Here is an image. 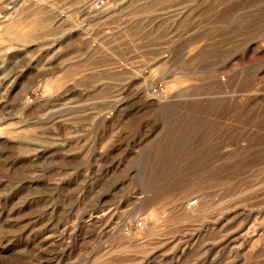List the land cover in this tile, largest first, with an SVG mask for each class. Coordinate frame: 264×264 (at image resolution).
Masks as SVG:
<instances>
[{"label": "rangeland", "instance_id": "374dc122", "mask_svg": "<svg viewBox=\"0 0 264 264\" xmlns=\"http://www.w3.org/2000/svg\"><path fill=\"white\" fill-rule=\"evenodd\" d=\"M96 1L0 0V264H264V0Z\"/></svg>", "mask_w": 264, "mask_h": 264}, {"label": "built area", "instance_id": "2783aa9c", "mask_svg": "<svg viewBox=\"0 0 264 264\" xmlns=\"http://www.w3.org/2000/svg\"><path fill=\"white\" fill-rule=\"evenodd\" d=\"M105 5V1L104 0H98V1H96L95 2V7L96 8H101V7H103ZM142 225V223H139V226H141Z\"/></svg>", "mask_w": 264, "mask_h": 264}, {"label": "bare ground", "instance_id": "6f19581e", "mask_svg": "<svg viewBox=\"0 0 264 264\" xmlns=\"http://www.w3.org/2000/svg\"><path fill=\"white\" fill-rule=\"evenodd\" d=\"M94 14H95V13H94ZM94 14H93V15H94ZM95 15H96V14H95ZM98 15H100V14H98ZM96 16H97V15H96Z\"/></svg>", "mask_w": 264, "mask_h": 264}]
</instances>
